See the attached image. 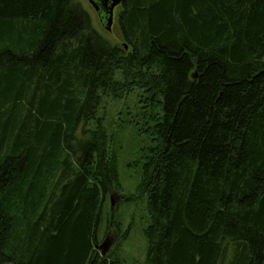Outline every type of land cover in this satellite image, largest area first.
Instances as JSON below:
<instances>
[{"label":"trees","instance_id":"16d2710c","mask_svg":"<svg viewBox=\"0 0 264 264\" xmlns=\"http://www.w3.org/2000/svg\"><path fill=\"white\" fill-rule=\"evenodd\" d=\"M119 24L106 46L71 0H0V264H126L95 248L104 219L129 234L113 193L145 200L144 264H264V0H123ZM135 90L125 194L103 104Z\"/></svg>","mask_w":264,"mask_h":264},{"label":"rangeland","instance_id":"374dc122","mask_svg":"<svg viewBox=\"0 0 264 264\" xmlns=\"http://www.w3.org/2000/svg\"><path fill=\"white\" fill-rule=\"evenodd\" d=\"M71 4L75 9L85 13L87 16L89 25L87 30L93 38L106 46L121 47L125 43L119 24L121 6H117L111 31L108 32L99 22L96 12L88 3V0H71ZM137 95L138 91L135 90L131 95L124 96L119 101L107 99L105 100V104H103L105 109L104 127L106 132L114 137V148H117L116 152L118 156L119 182L125 194L134 193L140 175V164L137 165L139 142L134 128L128 123L131 116L137 111ZM112 196V200L114 201L113 210L115 208L113 220L118 225L119 234L124 233L128 229L129 234L125 239L120 241L116 236L115 230L105 234L106 221L104 219L99 228L98 239L102 242L108 236L112 243L110 247L111 252L125 261L126 264H144L146 242L143 231L149 222L145 210V200L120 201L119 195L113 193ZM14 205L13 212L16 213L18 221H21L19 228L25 231L27 227L25 226V223H27L26 215L30 212L26 213L25 211L29 207L20 204V202ZM28 223L32 224L31 222ZM5 264L18 263L9 261Z\"/></svg>","mask_w":264,"mask_h":264},{"label":"water","instance_id":"95a60500","mask_svg":"<svg viewBox=\"0 0 264 264\" xmlns=\"http://www.w3.org/2000/svg\"><path fill=\"white\" fill-rule=\"evenodd\" d=\"M106 1H108V4L105 6L103 18H104V28L106 31L109 32L111 30V25L113 21V10L116 6L121 5L123 3V0H106ZM88 3L93 7L95 11L99 10V7L97 6L94 0H88ZM112 197H113L112 195H110L109 197L111 211L113 210V205H114V201L112 200ZM111 245L112 243L109 240V237L106 236L102 242L95 245V248L100 251L101 256L103 257L109 252Z\"/></svg>","mask_w":264,"mask_h":264},{"label":"flooded vegetation","instance_id":"af4514ba","mask_svg":"<svg viewBox=\"0 0 264 264\" xmlns=\"http://www.w3.org/2000/svg\"><path fill=\"white\" fill-rule=\"evenodd\" d=\"M94 1L97 4V6L99 7V10L98 11H95L96 12V15H97V17L99 19V22L104 27V18H103V16H104V9H105V6L108 4V1H106V0H94ZM118 6H122V5H118ZM116 8H117V6L113 10V21H112V23L114 22Z\"/></svg>","mask_w":264,"mask_h":264}]
</instances>
